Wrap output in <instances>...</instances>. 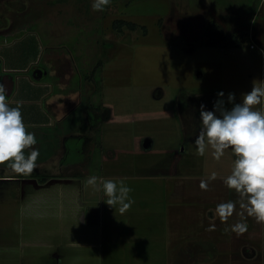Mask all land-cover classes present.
Here are the masks:
<instances>
[{"label":"rangeland","instance_id":"obj_1","mask_svg":"<svg viewBox=\"0 0 264 264\" xmlns=\"http://www.w3.org/2000/svg\"><path fill=\"white\" fill-rule=\"evenodd\" d=\"M120 19L145 25L148 33L127 28L118 32L114 23ZM211 19L230 34H246V39L239 47L204 45V31ZM0 32L19 41L34 38L36 46L25 39L12 48L27 50L28 46L29 57L36 48L40 66H47L51 58L50 68L60 76L59 84L67 87L71 102L76 100V104L93 112L92 118L96 117L86 132L89 135L85 139L86 152L89 153L83 156L85 163L90 155L91 163L69 165L68 171L73 173L79 166V171L84 172L81 185L87 208L101 211V224L109 229L104 239L97 231L94 249L67 247L62 251L59 264H132L137 259L141 262L138 264H143L144 252L159 261L175 251L173 246L178 243V235L167 232L171 213L187 212L188 206L193 212H203V207L213 202L209 199L203 206L199 194L210 198L213 189L223 188V178L230 174L234 163L230 150L220 161L212 158L211 150L205 157L195 154L200 105L212 109L217 93L223 90L225 106L231 108L232 104L227 101L229 92H234L236 102H240L242 94L250 92L254 82L258 86L264 84V54L260 51L264 49V0H112L103 12H93L91 0H0ZM13 40L8 38L4 42L0 37V49L3 50L5 43L12 45ZM252 44L256 47L251 48ZM6 50L5 53L13 49ZM2 61L0 58V66ZM20 61L21 65L25 63ZM99 62L102 67L95 73L96 82L94 78L86 80V75H92ZM201 97L212 99L210 107L205 101H197ZM37 103L32 101L23 111L37 110ZM100 105L102 108L98 110ZM31 113L36 115V112ZM24 120L28 129L34 130L33 123L28 124L26 117ZM68 142L73 158L84 141L73 138ZM105 149L115 154L102 168ZM0 171H5L2 166ZM54 171L60 169L53 168ZM212 171L217 172V179L209 184L208 190H202L201 180L207 179ZM5 173L12 174L10 169ZM92 176H96L98 182L124 179L131 186L135 203L127 210L128 215L127 212L121 214L118 206L116 210L109 206L103 201L107 197L102 192L87 185ZM178 176L191 177L192 200L176 199ZM6 188L0 184V231H12L4 238L8 242L14 240L12 250L7 248L8 243H4L2 250V257L9 264L18 254L27 260L37 253L38 248L33 247L38 245L29 246L33 238L63 245L66 238L70 241L72 235L73 238L81 235L76 229L82 228L79 222L82 216L69 215L82 211L78 190L74 195L75 192L65 189L68 194L59 196L49 187L36 193L38 204L45 197L48 200L55 195L58 197L57 201L52 200L56 203L50 213L44 212L42 207L36 210L37 203H31V196L26 202L11 198ZM247 224L244 236L239 234L247 240L245 250L237 251L246 253L249 248L246 246L254 245L260 258L248 263L244 260L249 257L247 254L239 261L235 260V255L226 254L220 259L222 263L264 264V223L248 217ZM113 225L120 227L124 240H115L109 234ZM132 226L141 228L139 236ZM135 235L141 239L137 240ZM146 238L152 239L153 248L149 250H146ZM128 241H138L137 249L127 247L125 242ZM10 251L17 253L10 255ZM132 252H136L137 259L130 258ZM54 260L37 256L36 263L56 264Z\"/></svg>","mask_w":264,"mask_h":264},{"label":"crops","instance_id":"obj_2","mask_svg":"<svg viewBox=\"0 0 264 264\" xmlns=\"http://www.w3.org/2000/svg\"><path fill=\"white\" fill-rule=\"evenodd\" d=\"M216 22L219 25L220 29L227 32L218 21ZM50 33L52 35H55L52 32ZM0 37L4 40V42H6L8 38H14L15 40L12 41V45L10 43H5L6 45L4 44L3 50L0 49V58L3 60L1 62L2 66H0V84H3V79L7 75L14 81L13 92L10 96H7L9 103L13 106H15L18 102H22L23 107H27L28 109L29 106L32 105L30 104L32 101L36 100L38 102V109L36 108L37 110L30 112L23 111V115L27 118L26 122L28 124L29 122H31L35 126V128H32L34 129L32 131L36 133L38 144L34 147L40 149V156L37 160L38 167L33 171L32 174L23 176L16 175L14 173L7 174L5 173L6 171H0V184H4L7 187L6 192H10L11 198H16L20 202H26L27 197L31 196V203H37L35 208L36 210H40V207H42L44 212L50 213L53 212V205L56 203H53L52 200L57 201L58 197L56 195L54 197L50 196V200L45 197L42 203L38 204V202H36V195L38 193L48 190L49 187H53L54 190H56L55 193L59 196L68 194L65 189H69L71 193L75 192L74 195H77L78 190V192L80 193V208L82 209V213L70 212L69 214H75L76 216L79 214L82 216V220L79 221L82 224V228L76 229V232L80 233L81 235L76 236L75 238H73L72 235V239L70 241L68 238H66L63 245L61 244V242L60 245H56L57 243H54L53 241L47 240L44 242H40L33 238V242L32 244L29 243V246L32 247L34 245H38V247H33L38 248L37 250H35L37 253L31 255L29 259L27 257V260L25 259L26 257H24V255L18 254L17 259L15 258L12 264H38L36 263L37 256L40 258H48L51 261L55 259L54 263L59 264L63 255L62 251L66 250L67 247L80 246L82 248L84 247L87 249H94L97 246L95 241L97 231L99 236L104 239L105 235L107 234V229H109L104 224H101V211L97 212V210L93 208H87L85 199L83 198L84 186L81 185V181L85 176L84 172L81 173V171H79V166L78 168H76L78 170L73 173H69L68 171L69 165L76 166L84 163L83 156L85 153H89L88 151L86 152L87 142L85 139L86 137H89L86 132L91 129L90 126L96 119V117L92 118L93 112H91L90 110L87 111L85 108H83L82 111L77 110L81 106V104H76V100H73L71 102L72 98H69L70 95L67 87L59 84L58 81H60V76L55 75L56 73L54 69L50 68L52 60L50 57H48V59L50 58V63H48L47 66H40L41 60L39 59V53L37 55L38 51H36V48H33L34 55L32 57L27 56V51L29 49L28 46H26L27 50L22 48H12L13 46L15 47L17 43H19L20 41H24L25 39H28L27 42H31V45L36 46V41L34 40V38L27 37L22 38L19 41V39H16V37L9 36L1 32ZM6 49L13 50L5 53L4 51H7ZM7 53H10V55L7 56ZM20 60H24L25 63L21 65ZM31 112H36V115ZM51 130L58 131V133H56L57 136L56 134H52ZM68 138H77L78 140L82 139L84 143L79 150L80 153L78 152V154H76L77 156L73 157L71 161L66 162L63 160L68 152ZM104 151V155L106 157L104 156V158L102 159V168L108 165L107 162L112 160V156L115 154V152L110 150L106 152L105 149ZM91 161L92 159H90L89 155L84 164L91 163ZM176 167L178 170L179 166ZM53 168L60 169V171L53 172ZM182 177L178 176V179H180V183L175 184V186H177L179 190L177 192L178 195L176 199H184L190 201L193 199V195L191 194L194 193V187L190 185L191 177ZM42 178L47 179L42 180ZM188 186H190L191 188ZM180 189L182 190V193ZM232 193L233 192L229 191V189H227L225 185H223V188L213 189L210 198H208L206 195L199 194L198 198L200 199L199 201H201L200 203H202L203 206L204 202L209 199H211V202H213L210 205L206 204L203 207V212H193V209L190 208V206H188L187 212H172V219L169 221L168 225L170 228L167 230V232L172 233L173 236L178 235V243L176 246H173L176 247L175 251H171L169 254L159 259V261H155L150 256L151 254H146L144 252L143 264H224L220 259H222V256L225 257L226 254L235 255L237 257V259L235 260L237 261H239L241 258L244 259L245 254H247L249 257L244 260L248 263L255 262V259L259 256H257L258 253L256 252L254 245H247L246 247L249 248L245 253L244 242H247V240H244V237L230 230V226L237 223L238 218L240 220V217L234 214L228 219L227 223L221 222L219 218L213 219L212 210L215 209L217 203L237 199L236 194L234 193V195H232ZM45 194L48 195V192H46ZM179 196H182V198H180ZM229 196L232 199L229 198ZM26 206L27 203H25V207ZM239 211L240 209L239 207H237V212ZM105 213L106 212H104L103 214L104 216ZM128 213L129 212H127V215ZM107 214L116 215L115 212H107ZM210 222L215 223L214 231L207 230ZM132 227L133 231H136L139 236L141 228H138L136 226ZM197 229L199 230L195 231ZM226 229L229 230L226 231ZM11 232L12 231L7 232L5 230L0 231V264H9V262H6L7 260L2 257V250L3 248H5L4 243H8L9 246H7V248H10V250H12L11 248L13 247H11V245H13L12 243L14 242V240H11L9 242L4 241V238L11 235ZM66 232L67 230L65 229L64 233ZM245 233H243V236ZM109 234H111L113 238H115V240H124V235L120 231L119 226L113 225V227H111L109 231ZM224 236H230L231 239L226 240L227 237L225 238ZM135 237L137 240L141 239L136 235ZM131 240L134 239L131 237ZM137 242L134 243L132 241H128L125 243L127 244V247L133 246L135 247V249H137ZM41 244L45 245L41 247ZM145 244L147 248L146 250L153 248L151 238H146ZM237 249L244 250L242 254H240ZM14 252L17 253L16 251ZM14 252L10 251L9 254L11 255V253H13L14 255ZM132 253V257L130 258L134 260L137 259L136 252ZM131 263L138 264L141 262H139L137 259V261H132ZM44 264H48V262Z\"/></svg>","mask_w":264,"mask_h":264},{"label":"clouds","instance_id":"obj_3","mask_svg":"<svg viewBox=\"0 0 264 264\" xmlns=\"http://www.w3.org/2000/svg\"><path fill=\"white\" fill-rule=\"evenodd\" d=\"M112 0H91L93 12H103ZM264 54V49L260 50ZM223 90L217 93L212 109L200 105L199 130L194 137L195 154L205 157L211 150L215 161H220L226 151L234 156L230 174L223 178L227 189L236 194V200L217 203L213 219L219 218L227 223L235 215L240 220L230 226V230L243 234L248 230L247 219L252 217L257 223H264V84L254 86L250 92L242 94L236 102L234 92L227 94L231 108L225 106ZM255 106H261L257 108ZM38 139L34 131L25 124L23 104L11 105L7 98V88L0 84V166L16 175L28 176L38 167L40 149L34 147ZM217 179L212 171L207 179H202L200 188L208 190L209 184ZM87 185L107 197L105 201L121 214L127 212L135 203L133 189L124 179H103L96 176L88 178ZM237 207L240 211L237 212ZM209 231L215 230L210 222ZM229 229H226L228 231Z\"/></svg>","mask_w":264,"mask_h":264},{"label":"trees","instance_id":"obj_4","mask_svg":"<svg viewBox=\"0 0 264 264\" xmlns=\"http://www.w3.org/2000/svg\"><path fill=\"white\" fill-rule=\"evenodd\" d=\"M127 28L128 30L131 31H136V30H140L141 32H143V34H147L148 33V29L145 25L141 26L138 23L134 22V21H127L125 19H120V20H116L114 23V29L118 32H123L124 29ZM204 35L206 36V41H204V45L206 46H211V47H215V46H220L221 44H227L229 46L232 47H239L241 45V42L243 40L246 39L247 35L245 34L243 35H235V34H229L227 32H225L224 30L219 28V25L217 24V22L215 20H211L208 22L205 31H204ZM102 67V62H99L98 65L96 66V68H94V70L92 71V75H86L85 79H91L94 78L95 82V73L97 74L98 71L100 72ZM100 91V89H98ZM190 100V99H188ZM197 101L202 102L205 101L206 104L210 107L209 104H211L213 101L212 99H209L207 97H201L199 98ZM198 103V102H197ZM189 105H192L189 103ZM83 105H81L77 110L78 111H82L83 109ZM192 107V106H191ZM102 108V106L100 105V107L98 108V110ZM73 138H68V141H70ZM67 141V148H68V152L64 158L63 161H71V145L70 143ZM47 178H42V180H45ZM90 223V222H89Z\"/></svg>","mask_w":264,"mask_h":264},{"label":"water","instance_id":"obj_5","mask_svg":"<svg viewBox=\"0 0 264 264\" xmlns=\"http://www.w3.org/2000/svg\"><path fill=\"white\" fill-rule=\"evenodd\" d=\"M3 85L7 88V96H10L13 92L14 81L7 75L3 79ZM147 147H150L149 145Z\"/></svg>","mask_w":264,"mask_h":264},{"label":"built area","instance_id":"obj_6","mask_svg":"<svg viewBox=\"0 0 264 264\" xmlns=\"http://www.w3.org/2000/svg\"><path fill=\"white\" fill-rule=\"evenodd\" d=\"M255 47H256V45H255V44H252V45H251V48H255Z\"/></svg>","mask_w":264,"mask_h":264}]
</instances>
